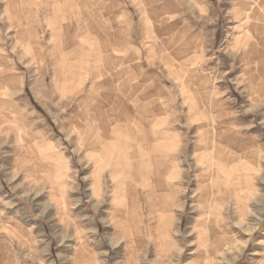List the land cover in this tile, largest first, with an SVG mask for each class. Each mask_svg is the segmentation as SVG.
<instances>
[{
  "label": "rangeland",
  "instance_id": "374dc122",
  "mask_svg": "<svg viewBox=\"0 0 264 264\" xmlns=\"http://www.w3.org/2000/svg\"><path fill=\"white\" fill-rule=\"evenodd\" d=\"M259 53L264 0H0V264H264Z\"/></svg>",
  "mask_w": 264,
  "mask_h": 264
},
{
  "label": "bare ground",
  "instance_id": "6f19581e",
  "mask_svg": "<svg viewBox=\"0 0 264 264\" xmlns=\"http://www.w3.org/2000/svg\"><path fill=\"white\" fill-rule=\"evenodd\" d=\"M11 1V0H10ZM47 2V1H46ZM12 4V3H11ZM11 9V8H10ZM13 11V10H12ZM248 13V12H247ZM46 14H49L48 11H46ZM19 17V16H18ZM236 21V20H235ZM12 23V22H11ZM33 23H35V17H33ZM49 24V23H48ZM255 27V26H254ZM256 28V27H255ZM255 28H253L252 30H254ZM252 37V36H251ZM244 40V37L241 39V41ZM61 44V43H60ZM238 46V45H237ZM240 46V45H239ZM259 55V59L260 61L264 60V55H262L261 53L258 54ZM82 67V66H81ZM80 71V70H79ZM39 80V79H38ZM41 80H39L38 82H40ZM105 98H107V95L104 96ZM89 102V101H88ZM82 104V103H81ZM103 105H98V107H94L93 110L95 111V114L93 117H89L88 115V112H86L87 114L85 115L84 114V117L87 118V119H91V120H94V121H98L100 123V127L103 128L104 130V133H105V120H106V115L107 114H110L108 113V111H103ZM103 109V110H102ZM109 112H112V111H109ZM97 122V123H98ZM97 126V125H96ZM88 128H86L87 130L83 131L84 134L82 135L83 138H82V146L84 147L85 150H89V157H90V160L93 164V167L97 170V175L95 176L97 179H96V184H97V188L98 190L101 192L103 191L101 189L102 187V182H101V178L102 176L105 174L104 172L106 170H112L111 171V180L113 179H117V174H119L122 178L124 177L125 173H126V169H130V168H133V165H131L130 161H129V158L128 156L125 155V157H123L122 159H126V168H122V166H120L119 162L121 161L120 160V156H119V151L117 149H115L114 145H111V144H108L106 141L102 140L101 139V136H104V133H101V135H99V137L97 136L98 134L95 133L94 131V124H91L89 126H87ZM98 129V128H97ZM81 130V129H80ZM83 130V129H82ZM81 130V131H82ZM100 131V130H99ZM98 132V131H97ZM157 135L159 137H165V132H158ZM106 137H109L107 134L105 135ZM104 136V137H105ZM112 162H116L117 166L119 167L118 170H116L115 168H112L111 166V163ZM154 163L156 165V168L158 169H165L167 167V163L165 162L163 156H157L156 158H154ZM116 170V171H115ZM117 171L119 173H117ZM134 174V177L137 176V173L133 172ZM132 174V175H133ZM32 175V173H30V176ZM122 181V180H121ZM120 180H116L114 183V187H113V190H111V193L112 195L114 196L115 192H117V189L120 187ZM211 181V180H210ZM127 184V192H129L132 187ZM103 188V187H102ZM126 190V189H125ZM105 191H107V189H105ZM249 199V198H248ZM259 199L260 198H257L256 200L258 201L259 203ZM255 200V199H254ZM256 201V203H257ZM257 206V204H256ZM261 206H260V210H261ZM203 211V210H202ZM219 212V211H218ZM116 214V209L114 208L111 212V217L113 218ZM200 214V213H199ZM204 214V213H203ZM243 214V213H242ZM258 215V214H257ZM240 216V215H239ZM230 217V216H229ZM208 218V217H207ZM241 218V216H240ZM239 218V219H240ZM261 220L258 219V222ZM204 221V220H203ZM206 223V222H205ZM223 223V222H222ZM241 223V222H240ZM242 225V224H241ZM240 225V226H241ZM257 225V223H256ZM243 226V225H242ZM240 228V227H239ZM243 228V227H242ZM246 228V227H245ZM254 227H247L246 230L244 232H248L249 234L252 232ZM146 229V228H145ZM171 229V228H170ZM169 229V230H170ZM208 230V229H207ZM204 231V230H203ZM172 233V232H171ZM214 234V232L210 229V233H209V238H211V236ZM175 235V234H174ZM173 236V235H172ZM232 241V238H225L223 243L224 245H228L229 242ZM248 242L249 240L248 239H244L241 243V245L238 247L239 251L242 253V251L244 250V247L248 245ZM215 249H218L219 246H220V243L219 241H215ZM232 244V243H231ZM171 247H172V244H171ZM224 249V248H223ZM171 250V249H170ZM224 251V250H223ZM167 252V251H166ZM168 253V252H167ZM221 253V252H220ZM227 253V252H226ZM181 255V254H180ZM228 258H226L227 262L231 261L229 260V257L231 258V254H227ZM225 260V259H224Z\"/></svg>",
  "mask_w": 264,
  "mask_h": 264
}]
</instances>
